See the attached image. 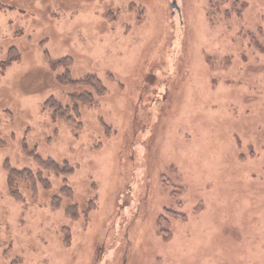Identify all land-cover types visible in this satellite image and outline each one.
<instances>
[{"label": "rangeland", "instance_id": "rangeland-1", "mask_svg": "<svg viewBox=\"0 0 264 264\" xmlns=\"http://www.w3.org/2000/svg\"><path fill=\"white\" fill-rule=\"evenodd\" d=\"M0 264H264V0H0Z\"/></svg>", "mask_w": 264, "mask_h": 264}, {"label": "trees", "instance_id": "trees-1", "mask_svg": "<svg viewBox=\"0 0 264 264\" xmlns=\"http://www.w3.org/2000/svg\"><path fill=\"white\" fill-rule=\"evenodd\" d=\"M71 61L70 58H62L55 62H53L54 66L60 65L62 63L68 64ZM60 81L65 83H88L92 85V87L95 88V91L97 93H103L105 91V86L102 84L100 78H98L96 75H87L84 79L75 80L72 78L70 74V70L67 69L65 72L60 74L59 76ZM73 100H75L77 103H75L72 107L69 105H63L62 103L58 102L55 98L51 97L46 101V105L51 107L53 109L54 115L63 117L67 119L70 122H75L76 118L79 117L80 111H79V102L83 103H92L94 101V94L91 91H84L80 94H73ZM36 158L39 160L41 167H44L46 169H54L57 172H64V171H71V168L67 166L66 163L59 164L52 158L43 159L40 156H36ZM9 185L14 194L20 196L19 187H18V180L19 179H26L30 185L31 189L36 193L37 191V182L40 181L41 183L48 185V180L43 178L41 170H38L37 172L33 171L30 168H23V169H16V168H10L9 170ZM66 190H71L69 186H65L63 188V191L66 192ZM35 196V194H34ZM58 199V198H57ZM59 200V199H58Z\"/></svg>", "mask_w": 264, "mask_h": 264}]
</instances>
